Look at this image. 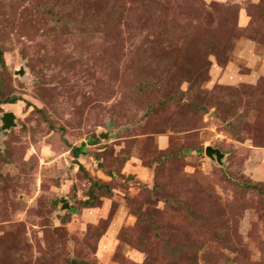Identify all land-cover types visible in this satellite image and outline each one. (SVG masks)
I'll use <instances>...</instances> for the list:
<instances>
[{
    "label": "rangeland",
    "instance_id": "rangeland-1",
    "mask_svg": "<svg viewBox=\"0 0 264 264\" xmlns=\"http://www.w3.org/2000/svg\"><path fill=\"white\" fill-rule=\"evenodd\" d=\"M0 264H264V0H0Z\"/></svg>",
    "mask_w": 264,
    "mask_h": 264
},
{
    "label": "water",
    "instance_id": "water-1",
    "mask_svg": "<svg viewBox=\"0 0 264 264\" xmlns=\"http://www.w3.org/2000/svg\"><path fill=\"white\" fill-rule=\"evenodd\" d=\"M14 119L15 114L13 112L6 113L4 116L5 127H10L11 125H13ZM206 153L211 157H214L216 155L219 161H221L223 157V153L220 151V149L214 148L212 146H207Z\"/></svg>",
    "mask_w": 264,
    "mask_h": 264
},
{
    "label": "trees",
    "instance_id": "trees-1",
    "mask_svg": "<svg viewBox=\"0 0 264 264\" xmlns=\"http://www.w3.org/2000/svg\"><path fill=\"white\" fill-rule=\"evenodd\" d=\"M19 100V98H11V99H8L6 102L8 103H16L17 101ZM75 154L78 156L80 153H81V147H74L73 148Z\"/></svg>",
    "mask_w": 264,
    "mask_h": 264
}]
</instances>
